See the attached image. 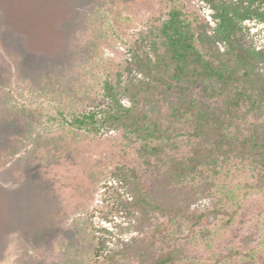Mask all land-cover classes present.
<instances>
[{
  "label": "trees",
  "instance_id": "trees-1",
  "mask_svg": "<svg viewBox=\"0 0 264 264\" xmlns=\"http://www.w3.org/2000/svg\"><path fill=\"white\" fill-rule=\"evenodd\" d=\"M207 1L215 19L211 34L176 1L157 25L138 32L128 62L136 73L132 77L125 68L97 62L92 44L84 46V63L103 74L99 123L124 134V140L107 142L108 169L129 193V198L116 196L117 207L125 215L138 212V225L147 226L98 264H264L256 254L264 252V222L254 245L250 235L235 241L228 234L241 209L236 183L244 193H264V48L245 43L241 32L245 20L264 21V0ZM121 4H109L112 20L96 29L94 38L113 32L119 37L128 27ZM92 88L75 75L49 74L42 90L53 99L63 90L68 98L84 100L94 99ZM96 115L89 111L73 123L93 130ZM142 170L149 182L141 178ZM204 196L215 201L190 209ZM154 214L164 219L152 223ZM181 240L203 246V253L188 256Z\"/></svg>",
  "mask_w": 264,
  "mask_h": 264
},
{
  "label": "rangeland",
  "instance_id": "rangeland-1",
  "mask_svg": "<svg viewBox=\"0 0 264 264\" xmlns=\"http://www.w3.org/2000/svg\"><path fill=\"white\" fill-rule=\"evenodd\" d=\"M118 1L128 27L119 37L113 32L94 38L112 20L109 4ZM173 1L212 33L215 19L207 0H0V264H98L123 240L146 232L138 212L125 215L117 207L116 196L129 193L108 169L107 142L124 140V134L99 123L103 74L84 63L83 53L91 43L97 62L134 76L128 62L138 32L163 20ZM241 32L245 43L264 48V21L245 20ZM49 74L91 83L94 99L68 98L63 90L49 97L42 90ZM89 111L97 113L95 129L74 125V117ZM140 176L150 181L146 170ZM243 190L236 183L241 209L228 234L235 241L250 235L254 245L264 222V193ZM214 201L204 196L189 207L202 210ZM163 219L154 214L151 222ZM179 244L188 256L203 253L193 242ZM256 254L264 263V252Z\"/></svg>",
  "mask_w": 264,
  "mask_h": 264
}]
</instances>
